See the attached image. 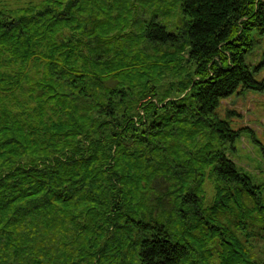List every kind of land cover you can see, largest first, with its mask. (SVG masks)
I'll return each mask as SVG.
<instances>
[{
  "label": "trees",
  "instance_id": "1",
  "mask_svg": "<svg viewBox=\"0 0 264 264\" xmlns=\"http://www.w3.org/2000/svg\"><path fill=\"white\" fill-rule=\"evenodd\" d=\"M146 4H0V264H264V182L211 115L264 89V0Z\"/></svg>",
  "mask_w": 264,
  "mask_h": 264
},
{
  "label": "rangeland",
  "instance_id": "2",
  "mask_svg": "<svg viewBox=\"0 0 264 264\" xmlns=\"http://www.w3.org/2000/svg\"><path fill=\"white\" fill-rule=\"evenodd\" d=\"M35 0H0V4L23 5ZM151 3V0H145ZM166 2V0H163ZM172 0H169V2ZM163 3V2H162ZM145 5V6H146ZM157 6L154 3L151 8ZM164 11L161 16L163 21L165 18ZM143 10V13H146ZM171 19L176 18L174 11L171 12ZM148 12L145 16H149ZM257 38L252 51L247 52L245 59L250 64L254 77L257 80L264 78V34L254 33ZM183 95V94H181ZM213 116L225 118L235 129H240L239 137L229 147L228 153L230 157L237 163L239 167L246 170L252 175L256 182H264V89L239 88L228 96L221 98L220 103L215 108ZM205 202L211 203L215 197V180L207 178L205 184ZM254 249L258 255L264 257V241L255 240Z\"/></svg>",
  "mask_w": 264,
  "mask_h": 264
}]
</instances>
